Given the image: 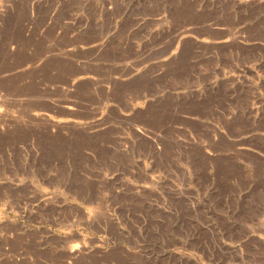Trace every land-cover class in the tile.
<instances>
[{
    "label": "rangeland",
    "instance_id": "rangeland-1",
    "mask_svg": "<svg viewBox=\"0 0 264 264\" xmlns=\"http://www.w3.org/2000/svg\"><path fill=\"white\" fill-rule=\"evenodd\" d=\"M0 264H264V0H0Z\"/></svg>",
    "mask_w": 264,
    "mask_h": 264
}]
</instances>
